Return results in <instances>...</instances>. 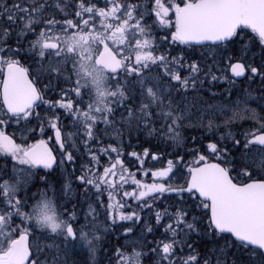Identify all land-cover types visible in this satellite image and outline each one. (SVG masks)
<instances>
[{
    "label": "snow or ice",
    "instance_id": "snow-or-ice-1",
    "mask_svg": "<svg viewBox=\"0 0 264 264\" xmlns=\"http://www.w3.org/2000/svg\"><path fill=\"white\" fill-rule=\"evenodd\" d=\"M0 264H264V0H0Z\"/></svg>",
    "mask_w": 264,
    "mask_h": 264
},
{
    "label": "rangeland",
    "instance_id": "rangeland-1",
    "mask_svg": "<svg viewBox=\"0 0 264 264\" xmlns=\"http://www.w3.org/2000/svg\"><path fill=\"white\" fill-rule=\"evenodd\" d=\"M220 86H221V87H224V86H226V85L221 84ZM51 134H52V133H49V135H51ZM157 235L159 236V232L157 233ZM149 239H152V237L150 236Z\"/></svg>",
    "mask_w": 264,
    "mask_h": 264
},
{
    "label": "flooded vegetation",
    "instance_id": "flooded-vegetation-1",
    "mask_svg": "<svg viewBox=\"0 0 264 264\" xmlns=\"http://www.w3.org/2000/svg\"><path fill=\"white\" fill-rule=\"evenodd\" d=\"M240 80H243V78H242V79H240ZM51 135H53V134H51Z\"/></svg>",
    "mask_w": 264,
    "mask_h": 264
},
{
    "label": "trees",
    "instance_id": "trees-1",
    "mask_svg": "<svg viewBox=\"0 0 264 264\" xmlns=\"http://www.w3.org/2000/svg\"><path fill=\"white\" fill-rule=\"evenodd\" d=\"M157 166H159V165H157Z\"/></svg>",
    "mask_w": 264,
    "mask_h": 264
}]
</instances>
